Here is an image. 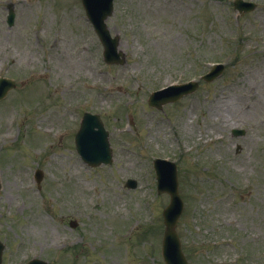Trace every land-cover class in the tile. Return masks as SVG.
I'll return each mask as SVG.
<instances>
[{"label": "rangeland", "instance_id": "374dc122", "mask_svg": "<svg viewBox=\"0 0 264 264\" xmlns=\"http://www.w3.org/2000/svg\"><path fill=\"white\" fill-rule=\"evenodd\" d=\"M10 1L0 0V44L33 51L32 62L44 65L33 71L48 68V77L0 106L7 264L22 259L25 242L50 264H163L158 247L170 198L157 193L154 156L179 162L186 209L177 231L190 264H264V0H248L258 9L241 16L234 0H118L108 25L121 37L126 67L103 62L80 0L16 2L12 29ZM213 61L226 63L218 81L202 83L196 95L162 112L148 106L153 90L178 73L186 79L205 73ZM11 68L2 56L0 73L10 76ZM41 93L44 105L30 110ZM26 95L34 104L18 107ZM77 108L104 115L115 150L111 167L85 165L75 133L40 146L70 118L63 112ZM233 128L245 136L233 137ZM37 168L44 171L41 193L31 178ZM130 178L138 181L134 190L125 185ZM17 205L26 207L14 211ZM66 215L77 220L76 229ZM210 239H220L217 249L203 248Z\"/></svg>", "mask_w": 264, "mask_h": 264}, {"label": "water", "instance_id": "95a60500", "mask_svg": "<svg viewBox=\"0 0 264 264\" xmlns=\"http://www.w3.org/2000/svg\"><path fill=\"white\" fill-rule=\"evenodd\" d=\"M110 52L112 51L111 48L108 49ZM112 57V55H111ZM107 145H105L104 149H101L100 145H95L94 148L92 150H85L82 152L83 156L86 157L87 159L91 160V161H97L101 158H103L105 156V152L104 150L106 149ZM171 171V175H172ZM161 188L162 189H167V191L171 192L173 195V198L176 199L177 198V193H176V174H174V176H170L169 175V171L167 172V174L162 178L161 180ZM173 215H170L169 218L171 220H173ZM173 225L169 226V229L173 234ZM178 250V249H177ZM179 251V250H178Z\"/></svg>", "mask_w": 264, "mask_h": 264}]
</instances>
